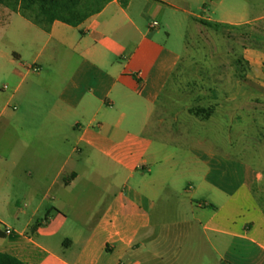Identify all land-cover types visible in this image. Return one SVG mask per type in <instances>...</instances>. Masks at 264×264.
<instances>
[{"label":"crops","instance_id":"obj_1","mask_svg":"<svg viewBox=\"0 0 264 264\" xmlns=\"http://www.w3.org/2000/svg\"><path fill=\"white\" fill-rule=\"evenodd\" d=\"M214 6L111 0L77 27L45 31L0 4L1 253L26 264H264V174L241 165L233 176L223 169L233 159L203 153L200 136L227 133L215 114L248 97L226 87L206 118L175 104L195 98L173 93L182 71L200 55V73L212 67L200 36L249 24L213 19ZM184 24L195 33L170 47ZM200 187L214 203L197 199Z\"/></svg>","mask_w":264,"mask_h":264},{"label":"rangeland","instance_id":"obj_2","mask_svg":"<svg viewBox=\"0 0 264 264\" xmlns=\"http://www.w3.org/2000/svg\"><path fill=\"white\" fill-rule=\"evenodd\" d=\"M213 0L216 4L214 9L208 13L215 20L227 21L228 23L249 22V24L236 27L216 37L208 34L200 36L202 53L206 56V62H213L210 70L202 71L204 67L203 56H197V69H185L182 71L180 86L173 93L194 95V99L181 100L178 103L182 109L200 110L204 116L205 112L213 110L219 106V101L214 97L228 91L245 95L244 102L236 101L228 104V114H215L214 120L226 122L230 128L227 133L219 131L214 135L209 130H203L201 141L204 144L203 153L212 148L217 150L219 159H233L235 162L228 168L233 176L238 175L241 165L249 166L255 172L264 174V0ZM199 14L203 11L196 10ZM172 38L169 46L178 50H183L186 33L194 34L191 25L184 24L183 27H173ZM193 46L189 48L192 52ZM210 59V60H209ZM187 57L184 63H192ZM226 85V86H225ZM230 86V88L228 86ZM219 108V110H223ZM225 115V116H224ZM224 116V117H223ZM208 122L206 127H210ZM217 137L218 139H214ZM228 142L230 145L225 146ZM231 142L234 143L231 147ZM228 165H230L228 163ZM221 168V167H220ZM230 168V169H229ZM222 169V168H221ZM207 167L202 165L201 178L207 171ZM223 170L217 172L221 174ZM216 171H214L215 173ZM260 173V174H261ZM264 176V175H262ZM202 181L194 180L190 185L203 186ZM258 185L254 189L258 190ZM264 190V181L261 184ZM211 193L204 187L198 189L197 199H207L214 203ZM263 200V198H261Z\"/></svg>","mask_w":264,"mask_h":264},{"label":"trees","instance_id":"obj_3","mask_svg":"<svg viewBox=\"0 0 264 264\" xmlns=\"http://www.w3.org/2000/svg\"><path fill=\"white\" fill-rule=\"evenodd\" d=\"M111 0H0V4L42 28L49 31L55 21L77 27L91 16L98 14ZM202 24L214 29L230 26L201 20ZM204 111H196L202 115ZM210 111L205 112L203 118ZM1 236V233H0ZM0 264H26L15 256L0 252Z\"/></svg>","mask_w":264,"mask_h":264},{"label":"built area","instance_id":"obj_4","mask_svg":"<svg viewBox=\"0 0 264 264\" xmlns=\"http://www.w3.org/2000/svg\"><path fill=\"white\" fill-rule=\"evenodd\" d=\"M157 25V23L155 22V23H153V26H156ZM6 233L7 234H9L10 233V230H6Z\"/></svg>","mask_w":264,"mask_h":264}]
</instances>
